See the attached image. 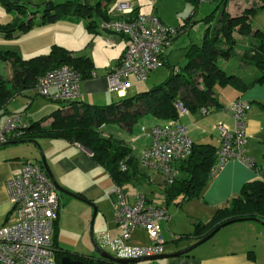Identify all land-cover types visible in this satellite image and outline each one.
I'll list each match as a JSON object with an SVG mask.
<instances>
[{"label": "crops", "instance_id": "0c3cea01", "mask_svg": "<svg viewBox=\"0 0 264 264\" xmlns=\"http://www.w3.org/2000/svg\"><path fill=\"white\" fill-rule=\"evenodd\" d=\"M133 5L135 13H147L141 11L136 3ZM152 14L157 15L163 23H168L158 14ZM84 24L83 22L81 25L86 28ZM87 29H84L87 34V42L84 46L67 48L76 55L89 56L94 63V73L89 77L82 78L79 82V96L76 100L105 105L111 103L108 102L109 97L116 94L108 90L107 70L122 57L128 40L122 35L112 34L111 37L115 42L109 44L106 40L109 33L101 31L98 24L94 29L99 34L98 36H91L93 30ZM102 40L106 45L100 46ZM176 41L177 37L171 48L174 47ZM166 59H168V53ZM130 81V88L139 83L132 76ZM229 86L231 88L229 95L216 92L218 86L214 87V94L219 103L218 108L205 107L206 113L202 112L203 107L192 110L185 109V111H179L178 121L186 126L194 143H210L217 148L219 135L216 125L218 123H224L229 127L234 125L233 118L226 107L237 98L248 102L244 153L253 159L252 166L236 159L229 160L217 175L208 180L198 197L186 200L179 205L170 203L175 206L173 209H170V204L166 205L164 202L162 175L153 169L144 168L137 162L134 177L123 185L126 192H142L153 204L163 205L167 208L169 218L161 223L164 252L175 251L197 241L193 236H181L190 234L197 220L212 219L218 208L227 206L228 201L240 193L244 183L255 179L264 181V83L255 84L244 91L237 90L233 85L229 84ZM37 96L41 95L31 91L29 96L16 97L8 104L7 111H0V123L13 112L25 113V121L28 122L44 117L60 107V104L41 96V100L38 101L39 108L32 110ZM14 102L15 104L17 102V105L10 107ZM50 120L48 119L46 122ZM165 122L168 121L158 119L151 114H143L130 126L112 120L101 128L106 127V131L102 130L105 135H112L124 140L130 146L131 154L137 161L142 150L151 142L152 126ZM138 124L140 127H137ZM39 147L44 152L45 160L55 181L64 189L84 195L91 202L89 204L67 195L60 196L61 205L56 216L58 244L62 247L63 244L60 241L63 240V233L70 232L74 236L75 243L80 246H75L72 249L68 246H63V248L85 255L96 254L93 245L89 249L86 244L88 234L90 235L88 231L90 232L91 204L97 206L93 219L94 224H92L93 237L99 231L117 234L119 231L113 217L116 195L109 194L107 205L102 202V192L104 191L105 194L107 191L110 192L114 183L108 172L93 160L91 153L76 142L62 138L41 137L35 142L0 146V226L17 220V210L10 199L6 183L9 178L19 172L21 165L26 160L41 163ZM179 174L181 175V172ZM65 236L66 234H64ZM147 241L144 229L139 227L132 232L129 243L145 244ZM154 264H264V226L256 220L231 223L188 253L158 259Z\"/></svg>", "mask_w": 264, "mask_h": 264}, {"label": "trees", "instance_id": "16d2710c", "mask_svg": "<svg viewBox=\"0 0 264 264\" xmlns=\"http://www.w3.org/2000/svg\"><path fill=\"white\" fill-rule=\"evenodd\" d=\"M2 1L8 8L10 5L16 7L20 14L30 11L24 3ZM110 1L98 0L95 4H91L74 0H66L62 3L48 0L42 6L39 22L55 21L62 16L61 13L73 10L74 19L87 17L85 27L94 30L97 23L91 16L95 15L99 23L109 19ZM231 1L237 2V0H218L217 7L220 8L214 27H207L201 44L188 45L183 66L178 68L172 66L170 74L163 81L154 83L134 95H124L105 105L80 102L76 99L52 101L60 104V107L44 117L25 121L19 128L20 134L13 140L33 141L41 137H49L79 143L91 153L93 160L108 172L114 187L124 190L123 185L130 182L136 173L138 159L136 161L131 154L130 146L124 140L103 133L101 127L104 124L114 120L130 126L143 114H151L167 121L178 120L180 106L188 110L209 106L218 108L219 103L214 94L215 86L230 84L237 90L244 91L255 84L264 83V33L260 28L254 27L252 20V14L264 8V0H257L251 4H248V0H244V5L235 13L226 9ZM194 11L195 7L188 18L191 19ZM210 16H213V12L208 17ZM32 25L33 16L25 19L16 15L14 21L0 27V31L4 36H12L28 30ZM236 33L248 38V43L242 51L235 50ZM231 58L239 61L238 66L241 70L235 71L233 68L227 71L223 68L220 61ZM164 63H168V59H165ZM62 64L75 67L82 78L94 73V63L89 56L76 55L72 50L57 44H53L48 53L30 58H23L14 50H0V111H7L8 104L18 96H29L31 91L37 93L36 84L39 77ZM48 119L51 120L46 122ZM6 144L7 142L0 146ZM216 149L210 143L193 142L190 155L177 163L176 167L181 175L179 174L180 176L172 183H164L162 193L166 205L170 203L179 205L200 195L210 179L209 170L215 161ZM122 164L124 170L121 169ZM77 194L85 202L91 203L84 195ZM58 195L60 199L64 194L58 192ZM60 205L59 202V209ZM235 218L264 222L263 180L255 179L244 183L240 193L231 198L227 206L218 208L212 219L197 220L193 231L181 237L193 236L198 240L218 224ZM56 227L55 218L52 247L56 264H60V258L64 255L71 259H80L83 264L99 262L116 264L102 261L92 254H80L61 247L56 240Z\"/></svg>", "mask_w": 264, "mask_h": 264}, {"label": "built area", "instance_id": "2783aa9c", "mask_svg": "<svg viewBox=\"0 0 264 264\" xmlns=\"http://www.w3.org/2000/svg\"><path fill=\"white\" fill-rule=\"evenodd\" d=\"M108 14L111 17L99 23V29L109 33L107 43L115 42L112 34L122 35L128 40L122 57L106 73L108 90L124 96L131 87V76L137 82H145L156 66L164 64L179 30L176 26L163 23L155 14H134V5L127 1L116 2ZM81 79V73L75 67L62 64L39 77L36 91L51 101H72L79 96ZM248 109L249 103L240 98L226 107L234 125H216L219 145L209 178L217 175L231 159L253 165V159L244 153ZM179 111H185V108L180 106ZM206 111L202 108L203 113ZM24 123L25 113L8 114L0 123V144L15 139ZM150 135L151 142L142 150L138 164L159 172L164 183H172L179 176L177 163L190 155L193 141L186 126L178 120L153 125ZM121 169H125L123 164ZM6 185L17 210V220L0 226V263L56 264L52 235L53 222L59 210V195L44 167L41 163L26 160ZM111 191L116 195L113 217L119 232H97L94 239L98 245L119 258H140L163 253L161 223L169 218L167 208L153 204L139 191L128 193L118 187ZM139 227L144 229L147 243H129L132 232Z\"/></svg>", "mask_w": 264, "mask_h": 264}, {"label": "rangeland", "instance_id": "374dc122", "mask_svg": "<svg viewBox=\"0 0 264 264\" xmlns=\"http://www.w3.org/2000/svg\"><path fill=\"white\" fill-rule=\"evenodd\" d=\"M14 3L21 2L27 6V9L30 10L27 13L20 14L16 7L10 5V8L0 0V27L10 24L14 21L16 15L23 16L27 19L30 16H33V25L26 31L12 36H4L0 31V50H14L18 52L23 58H30L37 54H46L50 51L53 44L63 46L66 48L78 46L82 47L87 42V34L82 27V23L88 21L87 17H80L79 19H74L73 10H68L61 13V17L52 22H39L40 14H42V6L44 2L48 0H11ZM55 3H62L66 0H53ZM80 2H87L95 4L98 0H74ZM118 1H127L133 4H137L138 8L147 13H156L164 21L166 20L167 24L171 26H176L179 29V34L177 35V41L173 48L168 51V63H164L156 66L149 74L145 82H139L132 88L128 89L125 93V96H131L137 93L138 91L147 89L154 83L163 81L171 71V67L176 68L183 66L186 58V50L190 43L201 44L202 36L207 29V27L213 28L216 20L218 18L219 8L218 0H111L109 4L115 5ZM244 0H237V2H229L226 9L231 12H236L240 9ZM257 0H248V4L256 2ZM110 5V6H111ZM195 7L194 15L188 18V15L191 14V11ZM73 9V8H72ZM33 12V13H30ZM213 12V16H210V13ZM95 18V22L99 24V19L95 15L91 16ZM252 20L254 27L260 28L264 33V8H260L252 14ZM85 25V24H84ZM85 27V26H84ZM88 30V29H87ZM90 33V31H89ZM91 36H98L99 34L93 30ZM237 45L235 50L242 51L243 47L248 43V38L241 36L236 33ZM105 43L103 40L100 42V46ZM106 45V44H105ZM223 68L227 71L233 69L235 71L241 70L239 61L235 58L229 60L220 61ZM251 72V70H248ZM133 80V79H132ZM230 86H218L216 92H221V94L229 95ZM112 97H109L108 102L115 101L123 96H118L112 94ZM41 96H37V100L34 108L32 110L39 108L38 101L41 100ZM23 100V99H22ZM18 102V101H17ZM15 102L11 105H17ZM30 109V107H29ZM137 127H140L138 124ZM106 131V127L102 129ZM39 145V142L37 143ZM40 157L44 155V152L41 147H39ZM114 188V187H113ZM113 193L112 191L104 193L102 192V202L103 204H108L109 194ZM94 206H96L94 204ZM97 207V206H96ZM170 209H173L175 206L173 204L169 205ZM91 216L93 214V206L91 204ZM95 218V216H94ZM94 224V220H93ZM90 229V227H89ZM94 231V229H93ZM65 232V231H64ZM88 233H90L88 231ZM59 234V233H58ZM64 234L66 236L64 237ZM96 235V234H95ZM63 240L60 241L63 246H68L71 249L75 246H80L75 243V239L72 233L65 232L63 233ZM95 237V236H94ZM57 242L59 240V235L56 238ZM86 244L89 249L92 247L91 237L88 234L86 239ZM62 246V247H63ZM108 251L107 248H105ZM158 260L140 262L137 264H154ZM2 264V263H0Z\"/></svg>", "mask_w": 264, "mask_h": 264}, {"label": "water", "instance_id": "95a60500", "mask_svg": "<svg viewBox=\"0 0 264 264\" xmlns=\"http://www.w3.org/2000/svg\"><path fill=\"white\" fill-rule=\"evenodd\" d=\"M25 142H29V141L24 140V139L12 140V141H8L7 144L25 143ZM33 142H35V140H33ZM40 160H41V164L44 167L48 177L51 179V181L53 182V184H54V186L58 192L63 193L64 195H67V196H70V197L84 201L77 193H74L72 191L64 189L62 186H60L55 181L53 174L51 173V171L47 165V162L45 160L44 155L41 156ZM92 206H93V214H92V218L90 221V224H91L90 225V237H91V241H92L94 251H95L97 257L100 258L102 261L106 260V261L116 263V264H137L140 262H147V261H153V260L163 259V258H167V257L183 255L185 253H188L189 251H191L192 249H194L196 246L200 245L201 243L207 241L209 238H211L217 231H219L224 226H227L231 223H235L238 221H243V219H244V218H235V219L226 220V221L218 224L212 231H210L204 237L198 239L197 241H195L194 243H192L186 247H183L181 249H177L175 251L163 252V253L158 254V255H151V256H145V257H140V258H119V257L112 255L108 251H106L104 248L99 246L98 243L95 241V239L93 237V233H92V224H93V219H94L97 207L94 205H92ZM257 221L260 222L264 226L263 221H260V220H257ZM60 264H83V261H81L80 259H71L69 256L64 255L60 258ZM93 264H104V263L99 262V263H93Z\"/></svg>", "mask_w": 264, "mask_h": 264}, {"label": "flooded vegetation", "instance_id": "af4514ba", "mask_svg": "<svg viewBox=\"0 0 264 264\" xmlns=\"http://www.w3.org/2000/svg\"><path fill=\"white\" fill-rule=\"evenodd\" d=\"M95 256H97L96 254H94Z\"/></svg>", "mask_w": 264, "mask_h": 264}]
</instances>
